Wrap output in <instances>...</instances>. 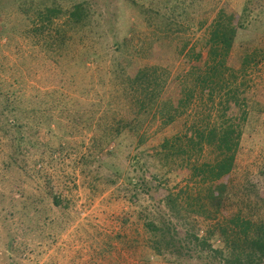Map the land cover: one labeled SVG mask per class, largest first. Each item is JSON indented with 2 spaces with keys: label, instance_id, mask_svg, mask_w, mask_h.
<instances>
[{
  "label": "rangeland",
  "instance_id": "374dc122",
  "mask_svg": "<svg viewBox=\"0 0 264 264\" xmlns=\"http://www.w3.org/2000/svg\"><path fill=\"white\" fill-rule=\"evenodd\" d=\"M81 2L87 3L88 21L82 30L61 37L57 42L64 40L66 47L55 52L49 36L55 31L53 26L35 32L34 28L41 26L39 14L58 6L62 17L55 20V26L62 29L65 13ZM218 9H232L241 17L226 63L230 78L242 84L250 116L235 168L227 180L233 196L230 205L215 220L205 221L193 214L195 218L187 217L189 225L182 220L178 224L180 235L183 227L194 228L198 236L216 231L218 226L230 229L244 202L240 188L244 184H257L259 195H264V0H0V264H138V253L143 251L135 255L131 239L136 231L141 232L138 215L141 205L147 204L149 190L140 194L137 203L129 199L125 183L138 175L148 181L151 176L159 178L160 170L148 164L144 170H133L127 156L135 157L138 151L127 148L100 171L97 159L105 158L107 152L94 151L95 160L89 166H79V157L86 153L93 132L78 120H63L65 136L61 142L67 147V156L51 182L64 206L55 207L46 199L36 216L34 206L39 203L23 204L20 191L39 197L43 194L14 163L19 137L17 127L10 124L14 115L10 109L17 112L22 106L35 107L39 96L53 91L78 98L85 106L90 102L103 106L111 89L110 64L120 57L131 59V70L145 64L167 67L170 75L163 98L171 97L176 103L191 88L193 68L206 59V29ZM15 115L23 119L20 121L31 119L18 112ZM192 120L182 117L164 128L154 121L149 129L152 138L142 151L151 153L150 148L163 137L183 132ZM37 139L46 142L49 137L42 129L30 137L31 142ZM29 148L35 157L32 146ZM169 185L183 187L184 182L171 177ZM23 207L29 216L22 215ZM210 243L215 249L222 246L218 237ZM153 263L167 264V259L157 257ZM187 264L217 261L197 259Z\"/></svg>",
  "mask_w": 264,
  "mask_h": 264
},
{
  "label": "trees",
  "instance_id": "16d2710c",
  "mask_svg": "<svg viewBox=\"0 0 264 264\" xmlns=\"http://www.w3.org/2000/svg\"><path fill=\"white\" fill-rule=\"evenodd\" d=\"M39 16L41 26L34 28L35 32L53 26L54 34L50 30L49 36L53 37L51 45L58 52L66 44L64 40V45L57 41L67 32L82 30L89 14L87 3L74 4L65 13L62 29L58 24L55 26V20L62 17L58 6L44 9ZM240 27L241 17L236 12L218 9L217 16L206 29V59L193 68L191 88L185 90L176 103L171 97L163 98L170 75L167 67L145 64L131 70V59L120 57L110 64L111 89L103 106L94 102L85 106L78 98L53 91L45 97L39 96L35 107L18 109L19 115H26L30 120L20 121L23 119L15 115L17 109L11 108L10 113L14 115L10 124L17 127L19 137L14 163L43 194L39 197L41 195H26L20 191L21 202L30 206L38 202L34 206L36 216L41 213L39 206H45L46 199H50L55 207L64 206V199L54 192L51 181L53 173L60 172L62 160L67 156V147L61 142L65 136L61 121L75 123L78 120L93 132L86 153L79 157V166H89L95 160L94 151L107 152L105 158L97 159L100 171L109 159L117 158L127 148L138 151L135 157L127 156L133 170L136 167L144 170L148 167L146 164L160 170L159 178L151 176L153 178L148 181L145 176L138 175L125 183L129 199L137 203H140V194L149 190L147 204L141 205L138 215L141 232L136 231L131 239L134 254L143 251L138 253V264H154L153 259L157 257L166 258L167 264H187L197 259H212L217 264H264V203L259 205L264 201V195H259L255 183L240 187L244 202L240 203L230 229L218 226V230L203 236L194 233V228L181 227L183 235L178 230L181 220L189 225L187 217L195 218L193 214L205 221L215 220L226 211L233 198L228 192L227 180L235 168L243 130L250 116L246 98L242 96V84L239 85L236 78H230L231 69L226 63ZM154 50L160 52L161 49L155 47ZM200 57L198 54L197 59ZM182 117L193 118L183 132L163 137L159 144L150 148L151 153L142 151L141 147L152 138L149 129L154 121H159V126L164 128ZM42 129L49 139L31 142L30 137H36ZM30 145L35 157L32 151L30 153ZM171 177L181 178L183 187H171ZM152 192L159 197L155 198ZM258 200V203L252 202ZM26 209H22L23 216H29ZM216 237L222 243L218 249L210 243Z\"/></svg>",
  "mask_w": 264,
  "mask_h": 264
}]
</instances>
